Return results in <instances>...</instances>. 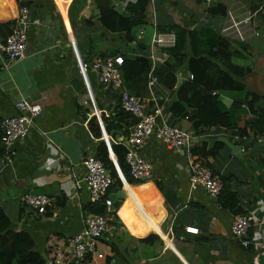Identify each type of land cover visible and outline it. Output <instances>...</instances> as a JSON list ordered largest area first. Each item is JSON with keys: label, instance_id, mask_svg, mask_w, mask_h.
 <instances>
[{"label": "crops", "instance_id": "obj_1", "mask_svg": "<svg viewBox=\"0 0 264 264\" xmlns=\"http://www.w3.org/2000/svg\"><path fill=\"white\" fill-rule=\"evenodd\" d=\"M136 1L0 0V117L14 115V104L20 98L42 104L26 136L13 144L12 160L0 163V207L13 231L32 238L34 250L45 263H69L68 238L84 227L86 207L92 202L80 181L85 173L83 159L98 157L105 149L121 182H114L107 196L112 200L118 187L122 195L110 213L105 210L107 230L98 239L95 253L80 261L82 264H106L108 257L107 264H264V238L261 247L254 243L243 246L230 230L238 213H253L264 220V141H257L252 131L257 116L248 108L249 98L242 101L248 91L264 97V0H215L210 6L200 0H148L146 23L132 30L131 40L123 31H106L95 17L97 7L125 13L126 5ZM21 5L28 6L31 19L26 53L6 63L1 45L12 32ZM212 6L224 13L210 12ZM245 17L249 23L240 27L241 36L234 30L222 35L231 40L233 49L243 50L247 58L243 60L251 70L239 79L244 90L222 91L219 99L235 126L248 128L247 135H232L225 127L196 133L190 120L177 118L170 111L174 90L170 92L158 80L150 88L147 81L144 95L139 96L146 111L182 130L188 144L171 149L151 137L140 150L151 165L150 177L128 182L113 150L118 145L126 149L135 122L121 114L119 106V93L128 88L99 81L91 66L93 59L101 54L143 55L151 64L154 61L155 70L168 56L166 48H161V55L152 48L155 33L172 31L167 30L172 25L187 30L207 25L219 30L232 18ZM242 58L234 57V61ZM187 74L184 67L178 70L176 85L186 80ZM177 101L183 105L184 101ZM260 104L264 107V99L258 100ZM184 107L191 112L188 104ZM215 140L223 145L213 156L199 157L190 151L201 142L210 147ZM5 150L0 142V158ZM55 158L57 168H48ZM191 159L209 164L226 179L238 198L237 213L219 207L216 198L203 188L190 186L187 164ZM29 193L50 196L52 205L44 213L30 210L23 201ZM255 231L251 227L247 238ZM151 235L156 238L142 240ZM110 244L115 245L117 254Z\"/></svg>", "mask_w": 264, "mask_h": 264}, {"label": "trees", "instance_id": "obj_2", "mask_svg": "<svg viewBox=\"0 0 264 264\" xmlns=\"http://www.w3.org/2000/svg\"><path fill=\"white\" fill-rule=\"evenodd\" d=\"M148 0H137L134 3H128L125 7V13H119L112 7L98 8L96 19L102 27L110 33L125 32L128 38L132 39V30L135 27L146 23ZM210 12L224 13L218 6H212ZM162 29V28H161ZM166 30V29H163ZM175 34L174 44L165 49L167 58L158 62L155 66L154 74L162 87L172 92L177 83V71L182 67L187 71V78L180 83L177 93L178 98L188 104L191 112L180 104V101L169 103V109L177 118H187L192 122V128L196 133L201 132L203 128L225 127L232 131V135L244 137L248 133V128H238L232 120V115L222 107L219 99V93L225 90H244V84L239 80L240 77L247 74L251 68L244 62L246 55L242 49H233L231 40L224 37L219 30H213L210 26H198L192 30L172 25L167 28ZM123 63L120 65V76L122 84L128 88L130 93L140 96L146 91V84L151 68V62L147 56H128L122 54ZM234 57H243L234 61ZM191 76V77H189ZM248 108L256 113L257 118L251 125L254 135L261 133V126L264 123V107L257 105L259 99L264 97L257 93L246 92ZM241 103V101H239ZM121 114L134 117L121 111ZM223 143L219 140L212 142L208 147L206 142H201L198 146L191 148V153L199 157L213 156ZM118 157V164L123 171L128 182L137 183L128 173V167L125 161V148L121 145L113 147ZM98 158L108 169L114 182L121 184L116 175L113 164L107 156L105 149L98 153ZM209 166V164H208ZM212 170L213 168L210 167ZM215 171V170H213ZM223 186L216 197L220 207L234 211L238 203L235 192L229 189L228 183L222 177ZM113 182V183H114ZM86 210L88 213H105L103 202H89ZM113 214V212H112ZM150 238H156L155 235L148 236L143 241ZM32 238L24 232L13 231L10 227V220L0 207V264H44L43 257L33 248ZM114 255L118 253L115 245L110 244ZM88 257V256H87ZM89 258V257H88ZM86 258L85 260H88ZM111 257L107 258L106 264ZM67 264H82L67 263Z\"/></svg>", "mask_w": 264, "mask_h": 264}, {"label": "built area", "instance_id": "obj_3", "mask_svg": "<svg viewBox=\"0 0 264 264\" xmlns=\"http://www.w3.org/2000/svg\"><path fill=\"white\" fill-rule=\"evenodd\" d=\"M200 1L207 6L215 2V0ZM30 23L28 6H19L12 32L1 45L7 58L6 63L21 58L26 53L27 32ZM248 23L249 17L240 20L232 18L229 23L221 27L220 32L225 34L229 33L230 30H234L236 34L241 36L240 27ZM140 31L142 32L143 30L141 29ZM174 41V32L164 31L155 33L152 36L151 44L152 48H168L174 44ZM152 58H154L153 55ZM122 63L123 56L121 54H101L93 59L91 66L99 81L121 87L122 80L119 67ZM156 83L157 77L154 74L153 61L148 75V86L153 88ZM118 100L120 108L135 118L127 138L125 151V161L129 176L136 181L146 180L150 177L151 165L141 154L140 150L147 140L155 137L168 148L182 149L188 144V136L177 127L158 121L155 113L146 111L142 97L136 96L123 88L119 93ZM14 105L16 109L14 115L0 117V142L6 149L0 158L1 164L12 160L14 155L13 144L26 136L29 127L34 123V119L42 111L40 102H31L24 98L18 99ZM261 130V133L256 135V140L260 142L264 141V123L261 126ZM57 161L58 158L52 159L48 168H57ZM83 164L85 173L80 181H83L88 188L90 200L92 202H103L105 210L110 213L112 201L107 196V193L114 179L98 157L86 156L83 159ZM187 175L192 188L201 187L212 198H216L219 195L223 186L222 177L206 164L191 159L187 164ZM80 181L76 180L75 186L79 187ZM23 201L25 206L36 213H44L46 208L52 205V198L42 193L25 194ZM107 227L106 214L87 213L84 219V227L68 238L69 262L78 263L83 261L88 255L94 254L98 239L107 230ZM251 227H254L256 231L254 236L248 239L247 234ZM230 230L232 235L238 238L243 246H248L250 243H254L258 247L262 246L260 241L264 238V220L253 213L235 214L231 220Z\"/></svg>", "mask_w": 264, "mask_h": 264}, {"label": "water", "instance_id": "obj_4", "mask_svg": "<svg viewBox=\"0 0 264 264\" xmlns=\"http://www.w3.org/2000/svg\"><path fill=\"white\" fill-rule=\"evenodd\" d=\"M115 10H117V11H119L120 12V10L118 9V8H115ZM157 54H159V55H161L162 54V50H161V48H159L158 50H157ZM181 78H178V82L180 83L181 82ZM178 86H179V84H177L176 85V89H174V91H173V93H172V95H171V97H170V101H177L178 100V98H177V88H178ZM184 106H187V104L185 103V102H181ZM219 140H222V138H219ZM223 141H224V139H223ZM118 192H116V193H114V194H111V197H112V204L113 205H115V203H116V199L120 196V195H122L121 194V190H120V188L118 187ZM109 264H112L111 262L109 263Z\"/></svg>", "mask_w": 264, "mask_h": 264}]
</instances>
